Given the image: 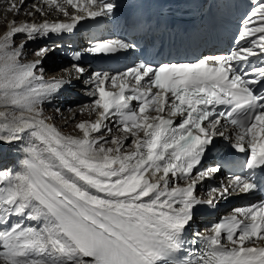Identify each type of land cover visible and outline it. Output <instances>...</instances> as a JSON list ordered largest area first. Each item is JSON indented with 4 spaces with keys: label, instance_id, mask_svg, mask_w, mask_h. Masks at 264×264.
Returning <instances> with one entry per match:
<instances>
[{
    "label": "snow or ice",
    "instance_id": "snow-or-ice-1",
    "mask_svg": "<svg viewBox=\"0 0 264 264\" xmlns=\"http://www.w3.org/2000/svg\"><path fill=\"white\" fill-rule=\"evenodd\" d=\"M45 3L65 16L71 7L90 19L110 16L117 7L115 0ZM10 10L19 12L14 3ZM253 17L264 22V0L242 21L237 47L228 55L156 66L141 62L115 75L96 72L89 80L93 101L85 107L98 118L76 125L81 138L63 135L44 116L45 103L71 81H46L42 60L23 62L24 43L14 47L13 37L72 33L85 16H72V23L13 22L0 43V107L12 110L0 112V143L26 146L20 170L0 171V225L6 226L0 230V261L264 264V201L234 208L211 235L195 232L186 239L196 205L215 207L217 198L264 191V35L249 39L264 34V23L249 27ZM133 47L106 40L86 51L115 55ZM73 67L84 75V68ZM217 139L230 142L246 160L242 172L202 200L197 184L221 172L219 164L203 165ZM12 217L20 219L10 224Z\"/></svg>",
    "mask_w": 264,
    "mask_h": 264
},
{
    "label": "bare ground",
    "instance_id": "bare-ground-1",
    "mask_svg": "<svg viewBox=\"0 0 264 264\" xmlns=\"http://www.w3.org/2000/svg\"><path fill=\"white\" fill-rule=\"evenodd\" d=\"M44 13H46V12H44ZM6 16H7V18H6ZM1 19H2V21L4 23H0V28H2L1 31H0V37L4 36L6 34V32L9 30V28L11 27V25H10V19H9V14H6V13L0 14V21H1ZM49 122H51V121L49 120ZM70 124L71 123H67L68 126ZM61 126H63V124ZM68 126L66 128V131L69 130ZM0 147H1V145H0ZM1 157H2V160L6 161L8 163L9 162H12V160H13V157H11L9 155L7 157H4V155H2Z\"/></svg>",
    "mask_w": 264,
    "mask_h": 264
},
{
    "label": "rangeland",
    "instance_id": "rangeland-1",
    "mask_svg": "<svg viewBox=\"0 0 264 264\" xmlns=\"http://www.w3.org/2000/svg\"><path fill=\"white\" fill-rule=\"evenodd\" d=\"M0 23H4V22L2 21V19H1ZM1 29H2V28H0V31H1ZM76 123H78V120L76 121ZM56 124H58V123L56 122ZM60 124L62 125L63 123L60 122ZM74 126H75V124H73V128H74ZM68 128H70V127L68 126ZM75 134H78V133L75 132Z\"/></svg>",
    "mask_w": 264,
    "mask_h": 264
}]
</instances>
